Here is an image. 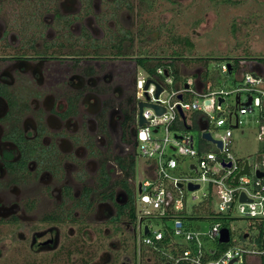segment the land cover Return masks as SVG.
Instances as JSON below:
<instances>
[{
	"label": "flooded vegetation",
	"instance_id": "af4514ba",
	"mask_svg": "<svg viewBox=\"0 0 264 264\" xmlns=\"http://www.w3.org/2000/svg\"><path fill=\"white\" fill-rule=\"evenodd\" d=\"M134 8L132 0H0V224L48 223L34 245L54 248L58 225L108 205L110 221L128 219L138 264L152 252L141 243L151 214L137 209L146 172L136 85L138 59L165 51L139 47L148 22L122 23ZM116 156L134 157L132 174ZM104 172L131 193L119 185L111 197ZM46 199L52 208L37 216ZM130 206L133 218L119 215Z\"/></svg>",
	"mask_w": 264,
	"mask_h": 264
},
{
	"label": "built area",
	"instance_id": "2783aa9c",
	"mask_svg": "<svg viewBox=\"0 0 264 264\" xmlns=\"http://www.w3.org/2000/svg\"><path fill=\"white\" fill-rule=\"evenodd\" d=\"M217 74L235 81L232 88L213 86L210 77L205 80L202 68L196 73L185 75V78L176 84L175 78L165 68L158 67L153 74L144 78L137 76L136 98L140 101H149L165 108L160 114L154 108L144 107L143 116L147 123L137 128L139 153L145 161V179L142 181L139 200L152 208V215L160 218H169L172 221L171 231L174 235L170 243V252H165L160 246L164 239L162 229L152 230L144 235L141 229L142 245L159 251L168 257L171 263L166 264H262L264 256V149L252 164L249 159H240L233 152L234 129L243 124L242 115H251L258 112L257 121L258 140L264 143V64L259 60L240 58L239 66L234 68L231 61H222L216 64ZM199 74V75H198ZM150 84L146 88L147 81ZM187 85V87H186ZM157 86L162 92L156 96ZM174 89L168 92V87ZM235 94L234 103L228 98ZM181 95V98H179ZM220 99H223L220 102ZM250 102L248 103V101ZM184 117L181 115V112ZM209 110H213L210 113ZM164 126L165 135L156 136ZM209 131L212 137L220 140L221 147L204 138V141L213 144L217 150L202 151L197 147L192 129ZM245 131L241 129L243 134ZM202 137V136H201ZM168 149L179 155H188L197 158V162L190 163V170L198 176H181L180 161L168 153ZM246 161L249 165V174H240ZM194 167H191V166ZM188 183L199 184L200 187L191 191V199L200 198L198 191L205 183H209V193H204V201H218L214 212L212 226L207 230L194 229L188 225L185 213L187 200L183 188ZM180 184L183 187H180ZM242 194L245 200H241ZM236 205L238 214L244 219L255 223L259 228V236L251 238L243 236V243L223 251H217L213 242H219L220 231L229 226L235 219L232 210ZM149 214V213H146ZM198 219V218H197ZM208 219H212L208 218ZM227 225V226H225ZM230 242L234 241L232 230ZM250 243H246L247 241ZM228 242V244L230 243ZM220 243V242H219ZM174 251V253H172ZM215 254L217 257L211 258Z\"/></svg>",
	"mask_w": 264,
	"mask_h": 264
},
{
	"label": "rangeland",
	"instance_id": "374dc122",
	"mask_svg": "<svg viewBox=\"0 0 264 264\" xmlns=\"http://www.w3.org/2000/svg\"><path fill=\"white\" fill-rule=\"evenodd\" d=\"M135 8L133 12H126V19L122 23L131 29L137 30V22L146 21L150 31L139 47L163 48L161 56H173V50L183 52L186 57L209 58L211 73L215 63L231 60L234 57L252 56L264 57V0H132ZM160 52V50H159ZM185 64V63H184ZM184 75L196 73L199 68L194 63H187L185 68L179 64ZM215 65V66H214ZM217 70V68H216ZM140 76L147 78L149 72L143 67L139 69ZM214 72H216L214 70ZM217 73V72H216ZM216 86L232 88L235 81L228 79L226 83L223 76L214 77ZM174 86H179L176 83ZM174 89L168 87V92ZM233 93L228 102L234 103ZM213 113V110H209ZM258 112L251 115H242L241 128L234 129L233 152L240 159H249L252 164L257 162L264 143L258 140L259 123ZM241 129L245 132L242 134ZM198 147L200 132L191 130ZM165 135L164 126L156 135ZM214 150L217 148L214 146ZM168 153L180 161L179 171L181 176H198L190 170V163L197 162L196 157L179 155L176 151L168 149ZM144 159V157H142ZM143 159L140 162H143ZM142 165V164H141ZM140 168L136 171L137 180L141 179ZM145 179V178H144ZM210 185L205 183L198 191L200 198L191 199L192 192L183 188L187 208L185 213L196 214L202 208L204 193H209ZM218 201H212L211 210H217ZM53 203L46 199L40 204L37 216L49 211ZM98 208V209H96ZM88 217L83 228L82 223L66 221L58 225L61 237L54 248L39 247L34 245V238L38 231L48 228L49 224L20 223L15 225L0 224V264H138L134 253L133 239L128 219L125 223L110 221L109 214L114 215L112 207H96ZM110 209V211H109ZM137 209L151 214L146 221L152 230L164 229L165 225L171 227L169 218H160L152 215V208L138 199ZM107 212V213H106ZM235 216L228 223L232 230L234 241L229 247L244 244L243 236L250 233L251 238L259 236L258 226L250 220L244 219L236 209L232 210ZM213 219L188 220V225L194 229L207 230L213 224ZM81 225V226H79ZM47 232V230H46ZM41 237V238H39ZM38 240L44 238L40 234ZM247 241L246 243H250ZM215 243L208 244L214 246ZM149 257L151 261L148 262ZM163 264L152 252L143 251L141 264ZM235 264H246L237 262Z\"/></svg>",
	"mask_w": 264,
	"mask_h": 264
},
{
	"label": "trees",
	"instance_id": "16d2710c",
	"mask_svg": "<svg viewBox=\"0 0 264 264\" xmlns=\"http://www.w3.org/2000/svg\"><path fill=\"white\" fill-rule=\"evenodd\" d=\"M242 57L248 58V59L259 60L260 62H262L264 64V57L263 58L252 57V56H242ZM242 57H234V58H231V60H227V61H231L234 68L237 69L239 66V59ZM138 60H139V64L146 71H148L149 74H153L158 67H163V68L167 69L169 71V73L174 76L176 83H180L185 78V75L180 70L179 64L182 63L185 66L186 62L187 63H194V65L197 64L199 68H202L203 77L205 80L210 75L213 77V81H214L215 86H216V82H215L214 77L217 74L216 73L217 70H216L215 65L218 62L215 63V65H214L215 67L211 73V70H209V68H208L209 64H210L209 58L186 57L183 52L176 51L174 53V55L171 57L170 56L166 57V56H161V55L155 56V57L154 56H145V57L139 58ZM214 70L216 72H214ZM131 120H132L131 111H130L129 107H127L126 108V123L130 122ZM116 159L118 160L119 164H121V167L125 170L126 175L132 174V172L134 170V162H135L133 156H130L129 159L122 158L120 156H116ZM102 175L104 178L103 179L104 182L102 183V185L109 184L108 187H109V191L111 193V197L114 196L115 187H117L119 185L121 187H124L128 191V193H131V190L128 187L126 180L121 179V180H117V181L112 182L111 177L108 175V173L104 172ZM201 205H202V208L199 211V213L194 214L193 217H191V216L185 217V220L187 222H188V220L191 221V220L197 219V218L198 219H205V218H211L212 217V219H216V217L213 216L214 212L210 209V205H211L210 200L203 201ZM123 209H124V207H123ZM119 215H121V216L126 215L128 218H131V217L133 218L134 217V208L132 206H130V207H125V209L122 210V207H121V211H120ZM226 224H228V223H226ZM225 226H227V225H225ZM227 227H229V226H227ZM162 230L164 232V239L160 242V246H162L163 250L168 253L171 250L170 249V243L172 242L174 235H173V233L171 231V227L169 225H165L164 229H162ZM213 243H215L213 248L219 252L223 251L229 247L228 243H219L216 241ZM151 250L153 252L152 254H155L160 259V261L163 262V264L171 263L170 259L168 257L163 256V254L160 253L159 251H156L152 248H151ZM172 253H174V251H172ZM160 256H161V258H160ZM217 256H218V254H215L211 258H214ZM159 264H161V263H159ZM262 264H264V256L262 257Z\"/></svg>",
	"mask_w": 264,
	"mask_h": 264
},
{
	"label": "water",
	"instance_id": "95a60500",
	"mask_svg": "<svg viewBox=\"0 0 264 264\" xmlns=\"http://www.w3.org/2000/svg\"><path fill=\"white\" fill-rule=\"evenodd\" d=\"M199 72L200 71L198 70V73ZM165 74H168L167 69L165 70ZM150 82L151 81L149 79L147 81L146 88H148ZM186 87H187V85H186ZM161 92H162V87L161 86H157L156 96H159V94ZM179 98H181V95H179ZM222 101H223V99H220V102H222ZM249 102H250V100L248 101V103ZM138 107H139L138 125H140V126H142V125L147 123L146 119L143 116L144 107L154 108L158 114L162 113L164 111V109H165V108L159 106L158 104H155V103H152V102H149V101H140L138 103ZM180 112H181V115L184 117V114L182 113L181 110H180ZM201 129H205V127H201ZM201 135H202V138H204V139H206V140H208L210 142L216 143L218 145V147L222 146L221 141L214 139L209 131H203ZM191 167H194V166L192 165ZM241 173L242 174H249V165H248L247 161L245 163L244 169L236 176L235 181L238 180V176ZM257 175H258V177H261L264 174L259 172ZM140 185L141 184H139V186ZM180 187H183V185L180 184ZM199 187H200L199 184H194V183H188V185H187V189L190 190V191H194V190L198 189ZM140 191H141V189H140ZM245 198H246L245 195L242 194L240 199L241 200H245ZM148 233H149V227H148V225H146L144 227V235H147ZM247 236H248V233H245V237H247ZM230 239H231V232H230L229 228H227V227L222 228L221 231H220L219 242L220 243H228V242H230Z\"/></svg>",
	"mask_w": 264,
	"mask_h": 264
},
{
	"label": "crops",
	"instance_id": "0c3cea01",
	"mask_svg": "<svg viewBox=\"0 0 264 264\" xmlns=\"http://www.w3.org/2000/svg\"><path fill=\"white\" fill-rule=\"evenodd\" d=\"M216 76H218V74H216ZM210 77V80H212L211 82H212V84H213V86L215 85V83H214V81H213V77L210 75L209 76ZM203 129H201L200 127H199V132H200V139H199V144H198V147L202 150V151H204V150H213V148H214V145L213 144H210V143H208V142H206V141H204V140H202V133H201V131H202Z\"/></svg>",
	"mask_w": 264,
	"mask_h": 264
}]
</instances>
